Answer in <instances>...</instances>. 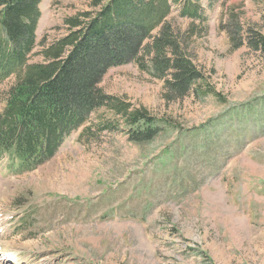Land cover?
<instances>
[{
    "label": "rangeland",
    "instance_id": "rangeland-1",
    "mask_svg": "<svg viewBox=\"0 0 264 264\" xmlns=\"http://www.w3.org/2000/svg\"><path fill=\"white\" fill-rule=\"evenodd\" d=\"M212 1L188 48L204 78L187 94L168 96V77L134 63L99 84L156 121L153 139L133 141L102 107L37 169L0 161V264H264V52L231 45L264 35V0ZM90 2L41 0L29 62ZM14 81L0 79V113Z\"/></svg>",
    "mask_w": 264,
    "mask_h": 264
},
{
    "label": "trees",
    "instance_id": "trees-1",
    "mask_svg": "<svg viewBox=\"0 0 264 264\" xmlns=\"http://www.w3.org/2000/svg\"><path fill=\"white\" fill-rule=\"evenodd\" d=\"M90 3L92 9L66 19L65 36L44 46V61L30 63L38 45L41 0H0V79L15 77L0 113V161L7 157L15 173L33 171L53 158L102 107L123 116L135 142L159 133L144 109L130 111L102 90L99 84L110 69L134 63L153 78L168 77L170 97L184 96L204 78L188 49L197 30L206 27L203 0ZM175 9L177 17L191 21L186 31H176ZM231 45L264 52V35L251 29L244 38L235 35Z\"/></svg>",
    "mask_w": 264,
    "mask_h": 264
},
{
    "label": "bare ground",
    "instance_id": "bare-ground-1",
    "mask_svg": "<svg viewBox=\"0 0 264 264\" xmlns=\"http://www.w3.org/2000/svg\"><path fill=\"white\" fill-rule=\"evenodd\" d=\"M6 255H8V254H6ZM0 256H1V258H2V257L4 256V253H3L2 255L0 254ZM0 260H1V259H0Z\"/></svg>",
    "mask_w": 264,
    "mask_h": 264
}]
</instances>
